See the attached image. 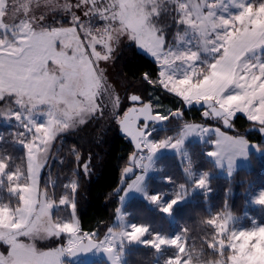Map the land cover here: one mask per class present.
I'll return each instance as SVG.
<instances>
[{
  "label": "snow or ice",
  "instance_id": "1",
  "mask_svg": "<svg viewBox=\"0 0 264 264\" xmlns=\"http://www.w3.org/2000/svg\"><path fill=\"white\" fill-rule=\"evenodd\" d=\"M41 4L51 12L62 10L70 13L71 26H50L46 24L44 15H30L34 7L39 8ZM165 4L174 6L176 24L187 29L183 35L177 33V39L183 40L184 35L195 33L199 37L197 51L165 47V33L158 23L161 15L170 10ZM229 5L237 9L235 14L229 12ZM73 7H87L84 16L89 19L82 20L72 11ZM10 9L14 16L22 11L24 18L19 19L18 23H5ZM217 9L228 15L218 14ZM92 17L104 21L98 34H94L91 27ZM78 29L88 38L87 48L91 49L94 60L87 53ZM0 30V101L10 100L18 106L0 109V117H14L24 129L15 136L16 142L23 145L26 158L25 172L20 165L10 170L11 158L0 155V178L6 177L8 193L18 196L19 201L15 209L0 203V242L9 243L8 238H11V248L17 237L40 230L45 232L46 237L68 234L67 245L59 248L38 251L31 245H19L15 250L16 256L28 257L31 264H61L60 257L64 253L73 255L92 248L103 249L113 264H118V256L113 255L116 252L115 244L119 241L122 250L124 240L139 241L156 250L172 246L177 254L168 258L166 264H183L186 242L182 243L179 235L169 238L159 233H149L148 226L143 224H129L125 229L122 216L121 226L117 230L109 228L105 238L96 242L89 233L80 235L79 223L74 216L68 222H53L49 210L54 203L48 199L47 192L37 191V178L57 136L84 125L101 110L102 102H98V98L103 94L112 95L104 70L95 62L109 60L115 50L114 45L122 38L135 41L156 59L160 65L159 84L167 91L182 98L185 103L203 101L210 109V112H204V116L219 118L226 127H232L233 118L237 113H242L264 132V59L258 55V50L264 49V0H229L227 4L224 0H108L107 4H103L102 0H78L75 5L69 0L64 3L59 0H0ZM97 45L103 48V53L97 51ZM201 51L211 58L202 61L203 67L195 63L201 60ZM49 62L55 67L50 68ZM176 62L187 65L178 77L176 72L179 65ZM142 79L150 84L156 83L148 73L143 74ZM129 99L135 103L141 97L132 94ZM115 104L118 105V97ZM36 114L44 115L45 122L38 123L34 119ZM179 115L178 111L169 115L159 112L153 115L151 104L145 103L141 107L128 109L118 119L121 130L133 142H137V149L147 150V163L144 157L132 155L131 162L135 167L147 171L151 167V154L157 149H179L185 136L206 130L199 125L185 123L174 138L175 142L173 138L152 142L145 135V128L136 123L140 117L147 122L164 121ZM216 131V150L209 152V156L233 151L237 155L244 154L245 138L220 133L219 129ZM0 139H3L2 133ZM71 151L80 161L75 147ZM84 169H87V165H84ZM130 171L132 168H124L125 179ZM142 180L143 176L137 175L123 191L132 188L139 190ZM2 184L3 179H0ZM196 184L206 186L205 175ZM66 187H70L74 193L78 183L73 180ZM181 198L177 193L161 206V210L169 213ZM148 199L155 203L160 196L152 195ZM256 202L264 205V191L256 197ZM68 204V196L59 199V205ZM74 206L73 202L71 207L74 209ZM42 217L47 218V224L38 228ZM254 233H264V226L245 230L241 235ZM148 235H151V239H145ZM0 264H5L2 254Z\"/></svg>",
  "mask_w": 264,
  "mask_h": 264
},
{
  "label": "rangeland",
  "instance_id": "2",
  "mask_svg": "<svg viewBox=\"0 0 264 264\" xmlns=\"http://www.w3.org/2000/svg\"><path fill=\"white\" fill-rule=\"evenodd\" d=\"M60 3H64L65 0H59ZM69 2L73 5H75L78 0H69ZM108 0H102L103 4H107ZM209 2H214V0H209ZM224 3H229V0H224ZM90 7V5H89ZM165 7L170 9L169 11H166L164 14L161 15L159 18L158 23L162 25L163 31L165 33L166 37V45L165 47H172L173 49H179L181 51L185 49H191L193 51H197L199 48V45L197 41L199 40V37L195 36V33H191L189 35H184L183 40L177 39V33H180L183 35L187 29L183 25H177L175 20V12H174V6L173 5H167L165 4ZM207 11V9H204ZM72 11L76 13V15L80 16L82 20L87 21L89 18L84 16V12L87 11V7H81V8H75L73 7ZM237 9L235 7H232L229 5V12L235 14ZM218 14H222L224 16H227L228 13L224 12L221 13L219 9H217ZM30 15H34L36 17H39L41 15L45 16V22L47 25L50 26H64L68 27L71 26V14L66 13L62 10H57L55 12L49 11L46 7H44L42 4L39 8L33 9V12L30 13ZM24 18V14L21 11L16 16L13 15L12 10H9V14L5 17V23L13 24L18 23L19 19ZM104 24V21L99 19L98 17H92L91 18V27L93 29L94 34H98L99 30L102 29ZM2 31V30H0ZM78 34L81 37V41L84 43L86 47V51L89 54L90 58L94 60L93 57H91V49L87 48L88 38L84 36L82 32H79ZM10 37V34H9ZM134 43L137 47V49L148 56L150 59H152L154 62H156V59L148 53L146 50L142 49L140 46L136 44L133 40H128L127 38H122L121 41L114 45V52L111 54V58L107 61H96L95 63L98 65L100 69L104 70V76L106 77V83L110 87V90L112 91V95L109 96L108 94H103L101 97L98 98V102H102L101 110H99L96 114H94L90 119L87 120L90 121L93 118H102V113L104 110L108 109V107L112 104L114 106L120 107L123 105V103H126V108H122L123 111H121L119 114H115V120L118 122V119L121 118L123 113L127 110V107L131 104V101L129 99V96L132 94L140 95L139 91L134 90L133 88L129 87L127 80L121 75L119 72L117 66H116V57L120 53L121 49L128 44ZM97 51H101L103 53V48L100 45H97ZM57 48L59 50V44L57 43ZM70 54V53H69ZM199 55L201 57L200 61H196L195 63L201 67L204 65L202 64V61L204 59H211L208 57L205 53L202 51L199 52ZM258 55L261 56L262 59H264V49L258 50ZM179 65V68L177 69L176 75L177 77L180 74V71L187 67V65L181 64L180 62H176ZM158 65V68H160V65L156 62ZM49 67L54 68L55 66L49 62ZM171 71V70H169ZM159 91L168 92L169 94L175 96L177 98L176 104L177 106H171L170 103H167L166 101L162 100V95L159 93ZM118 97V105L115 104V98ZM141 101H145L141 97ZM150 103L152 104L153 111L155 113L159 112L163 115H169L170 113H173L175 111H181V109H186V112L189 116L195 115L196 111L191 110L192 103H185L182 98L176 96L174 93H170L167 91L163 85L159 84V78L157 83L152 84L151 90L149 92V99ZM180 103H182L183 106H179ZM5 106H11L13 108H17L18 106L11 103L10 100L6 101H0V109H3ZM198 111V110H197ZM206 110H199V115L201 116L202 120H187L183 119L181 120V124L179 125V128L173 130L172 135H168V133L165 134L162 138H158V130L159 128L166 127V124L169 123L168 119L166 122H164L161 126L151 125L149 129L145 132V135L148 137V139L152 142H160L163 140H166L168 138H173V142H175V139L178 134L180 133L183 125L185 123H191L195 125H199L201 129H206L204 131H196L193 133H190L189 135L185 136L183 138L181 147L179 149L171 148V147H163L157 149L154 153L151 154V167L145 171L142 168H137L136 174L133 178L128 180V183H131L136 179L137 175H142L143 180L140 182L139 190L132 188L128 189L126 192L122 191L116 195V201H115V217L113 220V223L109 228H113L114 230H117L119 226H121V219L120 217H123V227L125 229L128 228L129 224H139L136 223L132 218L128 217L130 213L124 209V205L126 202L131 199L132 197H140L143 198L150 206L158 209L159 211L163 212L161 210V206L166 204L169 200L173 199L177 193H180L181 199H178L177 202L172 206V208L179 204L184 202L185 200H188L191 198L193 193L196 192H205L209 188L210 183V176L213 174L221 175L224 177L230 178L234 171L237 168H244V169H251L254 167V159L252 156H256V158H260L261 155L264 153V149L260 148L258 146V142L255 141L257 136L254 134L249 135V139H246V148L244 150V154L237 155L235 151L227 153V154H221L218 156H209L208 153L216 150V144L215 141L217 140V129H219L220 133L227 134L229 136H240L239 134H231L227 132L226 130L222 129L220 126V122L217 119H213L211 115L204 116V112ZM237 115H242L246 118V116L242 113H237ZM235 116V117H236ZM234 117V118H235ZM233 118V120H234ZM34 119L38 123L45 122L46 117L42 114H36L34 116ZM232 120V121H233ZM247 120V118H246ZM86 122V123H87ZM247 122H250L252 126L259 127V125L255 122H251L247 120ZM86 123L84 125H86ZM172 125L174 122H171ZM0 124L6 125L8 127L7 132H13L14 140H16L15 136V130L16 126L18 125V122L15 120V118L5 119L4 117H0ZM78 126L76 128H72L69 130H66L62 133H60L57 138L52 142V145L49 149V154L47 157V161L44 165V167L40 170L38 178H37V191L40 193L47 192V189H41L40 188V176L42 171L52 165L53 162L58 161L60 162L62 160V154L60 155L58 151L61 148V145L63 143V139L65 135L69 132L75 131L76 129L84 126ZM175 125V124H174ZM20 127V126H19ZM170 127V126H169ZM19 131L22 132L24 129L22 127L19 128ZM0 133H4V131L0 128ZM162 136V135H160ZM30 138V134H29ZM244 138V137H243ZM1 140V139H0ZM207 143L210 144V149L205 150V155L208 159H210L214 165L215 170L214 171H208L205 172L203 170H195L193 174L189 177L190 185L186 189V187L182 184H176L175 181L168 175H160V170L162 165L157 163V160L165 155V154H177L178 159L181 162H184L185 160H188V149L186 144L188 143ZM18 143V142H17ZM19 145L23 146L22 144L18 143ZM25 154V150H24ZM137 155L144 157V162L147 163V150L143 149L142 151H138ZM126 164V163H125ZM124 164V166H125ZM25 165H26V158H25ZM123 166V167H124ZM122 167V168H123ZM11 170V169H10ZM205 175L206 178V186L200 187L196 184V181L202 176ZM156 178L159 180H163L167 183L168 187H162L160 189H151V187H148V180ZM3 179V184L0 185V203L7 204L9 207L15 209L19 206L18 196L11 195L7 191V180L6 177L0 178ZM75 180V178H71L66 182V186L70 184L71 181ZM262 183L258 184H248L245 189V200L243 201L242 210L240 214H235L234 212H231L229 210H226L224 212L220 213H214L212 217L208 220L209 224L213 225V234L212 237L214 238L213 243H215V247L212 248L216 253L214 255H208L202 253L201 248L198 246L196 247L193 244L192 240H188L187 236L184 235L183 232H180L178 230H175L173 232H155L159 233L161 235H164L166 237H174V236H180L181 242H186L185 250L183 253L184 256V262L183 264H264V233H254L250 235H241L242 232H245V230L252 229L256 226H264V205L259 204L256 202V197L259 195L260 192L264 191V179L261 181ZM53 183V180L48 178L47 179V187H51V184ZM127 184L124 188L127 187ZM48 199L52 200L54 203V207L49 210L50 216L53 220V222L61 221V222H68L72 216L75 217L76 221L79 223L78 216L75 212V210L71 207L73 201V192L70 189V187H66L65 193L61 195L57 201H55L52 198V194L47 192ZM159 194L160 200L158 202H152L148 197L152 195ZM62 196H68L69 197V204L68 205H59V199ZM38 208L39 205H36ZM63 208L64 209V215L57 212L56 215H54V211L57 208ZM171 208V210H172ZM117 210H119V213H117ZM164 214L171 216V211L169 213ZM219 214V215H218ZM35 219V217H33ZM212 221H216V223H213ZM223 222V223H222ZM47 224V218L42 217L40 221L37 224V227L39 228L40 225H46ZM80 228V225H79ZM108 228V229H109ZM107 229V231H108ZM23 229H21L22 231ZM107 231L101 238H97V231H81L80 235H83L85 233L91 234L92 238L97 239L98 241L103 240L105 236L107 235ZM154 231L149 230V233H152ZM9 239V243H11V238ZM69 236L67 233H62L61 236L56 237H46V234L43 230L33 232L29 235H22L17 237L16 243L12 244V247H9V243H3L0 242V254H2L5 264H31L30 260L26 256H16V248L19 245H31L34 246V248L38 251H45L48 249L53 248H59L61 246H66L68 242ZM145 239H151V235H148L145 237ZM144 245L139 241H127L124 240L123 247L121 250V244L119 241L115 244L116 252L113 254L114 256H118V264H128L126 262V255L135 246ZM148 246V245H144ZM151 247V246H150ZM153 248V247H152ZM154 250V259L151 261V264H166V261L168 258L176 255V249L172 246H163L160 250ZM202 253V254H201ZM66 254L64 253L60 257L61 264H70L69 261L66 258ZM104 261L105 264H113V260L109 258V254L104 252L103 249L97 250L96 248L88 253L83 260L80 262L92 264L100 261ZM68 261V262H67ZM79 262V263H80Z\"/></svg>",
  "mask_w": 264,
  "mask_h": 264
},
{
  "label": "trees",
  "instance_id": "3",
  "mask_svg": "<svg viewBox=\"0 0 264 264\" xmlns=\"http://www.w3.org/2000/svg\"><path fill=\"white\" fill-rule=\"evenodd\" d=\"M115 61L129 87L139 91L141 97L147 101L152 84L143 80L142 76L148 73L157 83L159 68L156 62L140 52L134 43L125 45ZM159 93L162 95V100L170 103L171 106H177L175 96L163 91H159ZM120 103L122 104V102ZM120 105L117 107L111 104L102 113V118H93L86 125L67 133L58 151L60 155L62 154V160L53 162L48 169L45 168L42 171L40 176V188L47 189L55 201L65 193L66 182L75 178L78 187L73 193V201L80 230H96L97 238H101L113 223L116 206V194L113 191L118 184L122 167L133 150L127 138L120 135L118 131L115 114H119L123 111L122 108L127 106L126 103H123L121 107ZM179 106H183L182 103ZM190 109L196 111L195 115L191 117L186 109H181L184 116L181 118L171 117L169 123L166 122V127L159 128L158 138H162L166 133L172 135V131L179 128L183 119L202 120L199 110L197 111L194 107ZM170 121L175 125H172ZM231 122L234 128L226 130L227 132L239 134L248 139L250 134H254L257 136L255 141L258 142V146L264 149V142L260 140V134L256 131H246L252 125L247 122L244 116L237 115ZM0 128L4 131L3 139L0 140V155L11 158V170L20 165L26 172L23 146L14 140L13 132H7L6 125L0 124ZM19 128L16 126L13 129L16 131L15 133L20 132ZM186 146L189 153L187 161L181 162L177 154H165L157 160V163L162 165L160 175L170 176L176 184L182 183L187 189L190 185L189 177L195 170L210 172L215 168L212 161L205 155V150L211 147L210 144L195 142L188 143ZM73 147L79 152L80 161L75 159V155L71 151ZM252 157L254 167L249 170L237 168L230 178L216 174L211 175L208 190L193 193L190 199L175 205L171 210V216L150 206L140 197L129 199L124 205V209L130 213L128 217L136 223L148 226L149 230L154 232L178 230L183 232L188 240H192L196 247L201 248L202 253L206 254L205 256L214 255L216 252L212 250L215 247L212 237L213 225L209 224L208 220L214 213L226 210L240 214L246 196V186L249 183L251 185L262 183L261 181L264 179V153L260 158ZM84 165H87L86 170ZM48 178L53 180L49 188L46 185ZM148 187L160 189L168 186L163 180L152 178L148 180ZM54 212V215L57 212L63 215L65 213L61 207ZM154 254V250L150 246H135L127 253L126 262L128 264H151ZM92 264H105V262L101 260Z\"/></svg>",
  "mask_w": 264,
  "mask_h": 264
},
{
  "label": "water",
  "instance_id": "4",
  "mask_svg": "<svg viewBox=\"0 0 264 264\" xmlns=\"http://www.w3.org/2000/svg\"><path fill=\"white\" fill-rule=\"evenodd\" d=\"M138 102H140V101H138ZM145 103H147V104H151L150 101H148V100H147V101H144L142 104H145ZM142 104H141V105H135V104L130 105V106L127 108L126 111H128V109L133 108V107H137V108H138V107H141ZM151 106H152V104H151ZM192 107L196 108L197 110H203V109H205L206 111H209V112H210V109H208L207 105H205V104L203 103V101H201V102H199V103L193 101V102H192ZM126 111H125V112H126ZM125 112H124V113H125ZM175 112H177V111H175ZM178 112H180V111H178ZM124 113H123V115H124ZM152 113H153V115L156 114V113L153 111V107H152ZM123 115H122L121 117H123ZM211 117H212V116H211ZM212 118H213V119H217V120H219V121H220V124H221V127H222L224 130H229V129H233V128H234V126H232V127H226V126L222 123V121H221L219 118H214V117H212ZM166 121H167V120H164V121H159V120H149V121L145 122L144 118H143V117H140V118L136 121V123H137L140 127L145 128V132H146V131L149 129V127H150L151 125L161 126V125H162L164 122H166ZM231 123H232V122H231ZM117 125H118V131H119V134L127 138L128 142L130 143V145H131V147H132L133 150H132V152L128 155V157H127V159H126V164H125V166H124V167L122 168V170H121V174H120V178H119L118 184H117V186L115 187V189H114V191H113V193L116 194V195H118V194L122 191V189L126 186L128 180H130L131 178H133L134 175L136 174L137 168H136V167L132 164V162H131V157H132V155H133V154H137L138 151H142V150H143V149H137V147H136V143H137V142H133L132 138H131L130 136H128L126 133H124V132L121 130L120 125H119L118 122H117ZM232 125H233V124H232ZM246 131H256V132H258V133L260 134V140H261L262 142H264V132H261V131L259 130V127H256V126H250V127H248V128L246 129ZM125 167H130V168H132V171H130V172L127 173V179H125V174H124V168H125ZM92 239H93L94 242L98 241V240L95 239V238H92ZM84 243L86 244V243H87V240H85ZM94 249H95V248H92V249H90L89 251H86V252H85V251H77V252H76L75 254H73V255H68V254H66V258H67V260L69 261L70 264H77V263H79L81 260H83V259L85 258V256H86L88 253H90V252L93 251Z\"/></svg>",
  "mask_w": 264,
  "mask_h": 264
},
{
  "label": "flooded vegetation",
  "instance_id": "5",
  "mask_svg": "<svg viewBox=\"0 0 264 264\" xmlns=\"http://www.w3.org/2000/svg\"><path fill=\"white\" fill-rule=\"evenodd\" d=\"M142 103H143V101H141V100H140V102H135V103L131 101V104H130V105H133V104H135V105H141ZM130 105H129V106H130ZM129 106H128V107H129ZM128 107H127V108H128ZM180 114H181V115L177 116L178 118H181V117L184 116V113H183L182 111H180ZM219 122H220V121H219Z\"/></svg>",
  "mask_w": 264,
  "mask_h": 264
}]
</instances>
